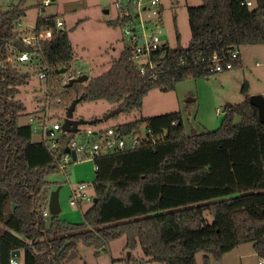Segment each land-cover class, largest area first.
<instances>
[{
	"label": "trees",
	"instance_id": "1",
	"mask_svg": "<svg viewBox=\"0 0 264 264\" xmlns=\"http://www.w3.org/2000/svg\"><path fill=\"white\" fill-rule=\"evenodd\" d=\"M242 1L201 0L188 6V46L180 45L176 31V46L161 43L151 51V67L143 73L133 48L123 42L106 72L69 87L58 74L64 68L77 77L67 33L56 27L55 17H38L30 34L51 32L50 39L36 42L28 52L30 61L38 59L47 72L46 107L40 111H65L81 98L79 103L104 101L130 115L141 111L152 90L170 92L183 81L218 73L214 55L225 58L221 72L241 67V47L264 45V0H255L253 8ZM25 11L23 0L7 10L0 6V264H9L14 251L20 252L21 264H65L79 244L98 256L122 237L130 256L111 264H197L200 253L203 264H209L245 243L264 259V124L247 97L223 112L214 131L187 133L180 112L114 125L121 138H138L144 125L146 138L92 160L96 201L80 223L43 217L52 185L48 178L61 170L70 141L99 143L104 132L58 130L51 146L48 140L33 142L30 125H18L25 106L16 97L29 74L17 71L10 60L18 53L12 43L20 36L16 26ZM130 19L118 13L107 25L121 27ZM235 49L238 54L232 56ZM247 90L245 82L241 93L246 96ZM137 248L143 256L139 260L132 254Z\"/></svg>",
	"mask_w": 264,
	"mask_h": 264
},
{
	"label": "rangeland",
	"instance_id": "2",
	"mask_svg": "<svg viewBox=\"0 0 264 264\" xmlns=\"http://www.w3.org/2000/svg\"><path fill=\"white\" fill-rule=\"evenodd\" d=\"M19 1L0 0V6L7 10L11 5H17ZM247 1L251 3V8L255 6V0ZM114 3L115 0H53L49 5L42 6L41 0H23L26 14L17 24L16 32L21 39L28 37L38 17H55L62 22V28L73 48L74 70L88 78H95L109 69L111 62L118 58L123 48L122 26L114 28L107 25V22L113 21L118 15ZM119 3L124 5L125 0H119ZM200 4L201 0H159L161 10L159 19L151 15V10L142 11L140 17H137V10L133 7L131 8L133 27L137 34H141L143 26L146 35L149 36L154 32V25L160 24V43L175 47L177 31L180 45L186 47L190 41L187 7ZM78 21L80 23L76 25ZM240 51L241 67L198 80L183 81L170 92L152 90L144 97L141 111L130 115L118 113L116 119L102 121L95 126H79V129L104 132L122 122L180 112L187 133L214 131L219 127L226 104L236 105L253 95L264 97V45H246L241 47ZM10 61L17 71L29 74L28 82L19 87V94L16 97L25 106L24 113L18 118V125L31 126L33 142L49 140V136L44 134L45 129H51L54 124L61 126L65 111L62 109L40 111L46 107L47 88L45 80L39 78V72L42 70L38 59L33 58L32 61L29 59L30 62L23 64L16 63L13 58ZM245 82L248 87L246 96L241 93ZM112 109L113 106L104 101L79 103L73 112V119L89 121L101 118ZM37 117L43 118V123L38 122ZM237 120L235 118V121ZM138 138L140 140L146 138L144 125L140 128ZM94 169L91 158L79 155L78 159L70 162L65 170H60L48 178L52 182L49 191L61 186L59 191L61 211L58 215L61 220L72 224L81 222L82 213L90 205L81 202L78 206H70L71 189L76 188L79 183H85L89 187L87 193L92 195ZM124 245L125 238L116 239L110 243L107 252H100L95 256L92 248L79 244L76 254L65 264H111L112 260L126 256ZM132 254L137 260L143 257L139 248ZM202 256V253L197 254V264H203ZM18 260L21 261V257H18ZM209 264L258 263L252 243H245L225 253L220 260L211 259Z\"/></svg>",
	"mask_w": 264,
	"mask_h": 264
},
{
	"label": "built area",
	"instance_id": "3",
	"mask_svg": "<svg viewBox=\"0 0 264 264\" xmlns=\"http://www.w3.org/2000/svg\"><path fill=\"white\" fill-rule=\"evenodd\" d=\"M52 0H41L42 6H47L51 3ZM115 8L117 9L118 13L122 15H131V8H135L137 10V17H140L141 12L145 10H151V15L160 17V9H159V0H125V4L122 5L119 3V0H115ZM242 6L251 7V3L249 1H242ZM56 27L62 28V22L56 19ZM121 34L123 36V42L128 44L133 48V60L138 65L140 73H143L146 67H151L150 62V53L151 51L157 49V47L161 44L160 43V34H161V25L157 24L154 25V32L151 33L149 36L145 33V28L142 26V33L137 34L135 28L133 27V18L122 26ZM51 32L45 31L38 34H31L25 38H18L22 41V43L27 46H34L36 42L42 39H50ZM238 51L235 49L232 53V56H236ZM15 61L17 63H26L29 61L30 56L28 52H18L15 57ZM225 58H219L214 55L212 62L214 65V70L216 72L222 71V66L220 63L224 61ZM226 68H230V65L227 64ZM46 71H42L39 73V78L44 79L46 76ZM77 76L81 75L80 73H76ZM73 77L70 73L63 74V80L67 83ZM75 78V77H74ZM218 113V112H217ZM61 130V126L59 124H54L51 129H45L44 134L49 136L48 142L49 145H54V139L56 138L57 131ZM90 132V131H89ZM139 143V138L129 136L127 138L119 137V134L116 133L114 129L111 127L108 128L103 133V137L99 143H91L86 144L78 139H73L70 141L67 148L70 151H74L76 155V160L78 159L79 155H83L87 158H91L92 160L101 155V154H109L113 152H117L126 148H133ZM75 160V161H76ZM72 162L71 155L69 153H64L61 163L60 169H66V166ZM88 185L85 183H79L76 188L71 189V196L69 199L70 206H78L81 202L88 203L89 205L93 203L94 195H89L87 193ZM48 203V201H47ZM47 203L42 207V215L44 218H49L50 213L48 211ZM258 264H264V259L257 258ZM9 264H21L17 258L12 257L9 260Z\"/></svg>",
	"mask_w": 264,
	"mask_h": 264
},
{
	"label": "water",
	"instance_id": "4",
	"mask_svg": "<svg viewBox=\"0 0 264 264\" xmlns=\"http://www.w3.org/2000/svg\"><path fill=\"white\" fill-rule=\"evenodd\" d=\"M53 1V0H52ZM107 13V11H105ZM12 46L18 51V52H29V47L25 46L21 40L16 39L13 41ZM66 71L64 68L58 70V74H64ZM88 80V77L86 75H79L75 78L70 79L65 87L71 86L73 83H83ZM81 98L74 99L69 106L65 109V118L64 122L61 125V131L63 133H77L79 130V126L88 125L91 126L93 124L107 121L111 119L114 115L121 112L120 107L113 108L110 112L105 114L101 118H94L89 121H85L83 119H73V112L75 110L76 105L80 102ZM249 103L254 106L257 110L258 120L259 122L264 124V97L260 95H253L248 98ZM232 105L226 104L223 107V112L225 110H228ZM64 153H69L71 155L72 161L76 160V155L74 151H70L68 148H65ZM61 189V186H57L54 190L50 191L48 194V211L51 216H57L59 215L61 209L59 206V191ZM96 201V198H93V203ZM130 254L127 253V257H129ZM11 257L18 258L20 257L19 251H14L11 253Z\"/></svg>",
	"mask_w": 264,
	"mask_h": 264
},
{
	"label": "crops",
	"instance_id": "5",
	"mask_svg": "<svg viewBox=\"0 0 264 264\" xmlns=\"http://www.w3.org/2000/svg\"><path fill=\"white\" fill-rule=\"evenodd\" d=\"M245 1H247V0H245ZM19 38H20V36H19ZM240 53H241V51H240V49H239V56H240ZM94 129H90V130H87V132H89V131H93ZM94 131H97V130H94ZM50 192V191H49ZM20 257H21V254H20ZM18 259V258H17ZM19 261V260H18ZM20 262V261H19Z\"/></svg>",
	"mask_w": 264,
	"mask_h": 264
}]
</instances>
